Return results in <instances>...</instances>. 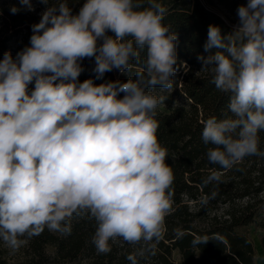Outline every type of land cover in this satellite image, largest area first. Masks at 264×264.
I'll list each match as a JSON object with an SVG mask.
<instances>
[{
	"label": "clouds",
	"instance_id": "obj_1",
	"mask_svg": "<svg viewBox=\"0 0 264 264\" xmlns=\"http://www.w3.org/2000/svg\"><path fill=\"white\" fill-rule=\"evenodd\" d=\"M20 2L34 10L31 0ZM166 13L159 0H83L78 11L55 0L31 26L29 45L3 53L0 241L12 253L45 229L70 233L72 218L87 215L97 253L120 239L140 246L129 264L155 255L174 195L157 135V108L167 97L153 91H171L178 71V36L163 22ZM236 15L231 32L208 26L207 55L197 56L200 70L229 94L230 112L204 121L207 160L219 166L204 186L221 183L220 170L246 157H264V0H246ZM85 59L94 61V77L80 81ZM113 70L129 78L104 80Z\"/></svg>",
	"mask_w": 264,
	"mask_h": 264
},
{
	"label": "trees",
	"instance_id": "obj_2",
	"mask_svg": "<svg viewBox=\"0 0 264 264\" xmlns=\"http://www.w3.org/2000/svg\"><path fill=\"white\" fill-rule=\"evenodd\" d=\"M54 2L31 0L34 10L29 11L20 0H0V21L15 30L17 51L29 45L31 26L39 22L40 14ZM69 2L78 11L83 0ZM159 2L167 9L163 22L178 36V71L173 89L153 90L167 97L157 108L160 122L157 135L167 149L166 162L174 173V195L155 255L138 258L139 264H257L253 233L258 234L264 250V157H246L233 169L220 170L221 183L202 184L210 170H219L218 165L207 160L206 152L211 145L202 140L204 121L213 116L225 118L230 112L229 94L216 89L211 74L200 70L197 56L207 55L203 46L210 24L219 26L223 33L231 32L234 25L202 0ZM13 6L20 11L13 14L10 11ZM82 67L80 81L94 77L93 60L85 59ZM129 75L113 70L105 74L104 80L126 81ZM259 135L260 149L264 151V131ZM212 191L217 196L204 205L203 197ZM70 223V233L45 229L28 239L14 258L0 245V264H129L127 255L140 247L117 239L110 241L109 253L99 254L92 243L94 220L82 215L74 216ZM198 239L207 242L194 244Z\"/></svg>",
	"mask_w": 264,
	"mask_h": 264
},
{
	"label": "rangeland",
	"instance_id": "obj_3",
	"mask_svg": "<svg viewBox=\"0 0 264 264\" xmlns=\"http://www.w3.org/2000/svg\"><path fill=\"white\" fill-rule=\"evenodd\" d=\"M205 5L219 13L227 22L235 25L237 23L236 10L239 5L246 3V0H202ZM17 35L15 30L8 26L3 21H0V58L3 57V53L10 51L13 56L16 55L17 51ZM264 197V193H263ZM255 245L257 249V264H264V250L260 243V238L257 233H253ZM2 248H7L2 241H0ZM8 256L10 258L16 257L18 252L12 253L9 248ZM176 257L179 258L178 253H175Z\"/></svg>",
	"mask_w": 264,
	"mask_h": 264
}]
</instances>
